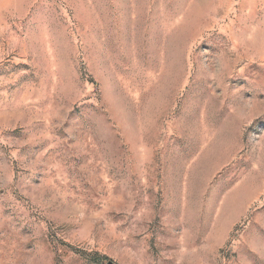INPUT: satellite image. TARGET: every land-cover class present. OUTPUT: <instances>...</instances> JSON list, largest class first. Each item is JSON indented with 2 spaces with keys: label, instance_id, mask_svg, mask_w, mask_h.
I'll use <instances>...</instances> for the list:
<instances>
[{
  "label": "rangeland",
  "instance_id": "374dc122",
  "mask_svg": "<svg viewBox=\"0 0 264 264\" xmlns=\"http://www.w3.org/2000/svg\"><path fill=\"white\" fill-rule=\"evenodd\" d=\"M0 264H264V0H0Z\"/></svg>",
  "mask_w": 264,
  "mask_h": 264
}]
</instances>
